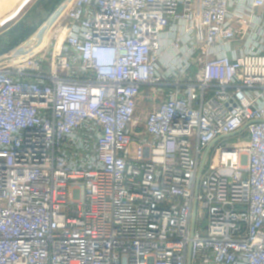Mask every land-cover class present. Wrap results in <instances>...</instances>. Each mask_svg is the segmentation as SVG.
I'll use <instances>...</instances> for the list:
<instances>
[{
  "label": "built area",
  "instance_id": "obj_1",
  "mask_svg": "<svg viewBox=\"0 0 264 264\" xmlns=\"http://www.w3.org/2000/svg\"><path fill=\"white\" fill-rule=\"evenodd\" d=\"M56 18L0 66V264H264V0Z\"/></svg>",
  "mask_w": 264,
  "mask_h": 264
},
{
  "label": "water",
  "instance_id": "obj_2",
  "mask_svg": "<svg viewBox=\"0 0 264 264\" xmlns=\"http://www.w3.org/2000/svg\"><path fill=\"white\" fill-rule=\"evenodd\" d=\"M66 0H36L26 13L12 27L0 34V58L16 51L22 44L33 38L45 22ZM240 132L234 134L237 135ZM213 144L202 157L199 177L202 175Z\"/></svg>",
  "mask_w": 264,
  "mask_h": 264
},
{
  "label": "rangeland",
  "instance_id": "obj_3",
  "mask_svg": "<svg viewBox=\"0 0 264 264\" xmlns=\"http://www.w3.org/2000/svg\"><path fill=\"white\" fill-rule=\"evenodd\" d=\"M12 1H9L11 4ZM36 0H24L23 2L16 4L15 7L11 10L12 7H8L7 10H0V15H5L4 18L1 20L0 23V34L4 31H6L8 28L12 27L22 16L26 13V11L30 8V6L35 2ZM69 0L65 1L68 3ZM64 3L53 15L50 16V18L45 22V24L40 28L38 31V34L35 35L33 38H31L29 41L26 43L22 44L16 51L13 53L6 55L5 57L0 58V64L4 63L2 66H8L10 64H14L15 62L19 60H24L27 59L28 57L35 56L38 52H35L31 54V51L37 46L39 41H41L45 36H47L49 41V30L53 23L57 19L56 17L58 16V13L65 7ZM48 34V35H47ZM48 44V43H47ZM46 46V44H45ZM43 46V48L45 47ZM42 48V49H43ZM41 49V50H42ZM248 139V134L247 132H243L239 135L233 136L231 138H228L224 140L225 143L227 142H232L236 143L240 140H247ZM201 221L197 222L198 227H202L204 224H206V215H202ZM204 223V224H203Z\"/></svg>",
  "mask_w": 264,
  "mask_h": 264
},
{
  "label": "bare ground",
  "instance_id": "obj_4",
  "mask_svg": "<svg viewBox=\"0 0 264 264\" xmlns=\"http://www.w3.org/2000/svg\"><path fill=\"white\" fill-rule=\"evenodd\" d=\"M73 3H74V0H70L69 2H68V4L65 6V8L63 9V11L61 12V17H63V15L72 7V5H73ZM38 34V33H37ZM36 34V35H37ZM48 35V34H47ZM48 40V38H47V36H45L41 41H39V43L37 44V46L33 49V51H31V54H33V53H35V52H39L42 48H43V46H45V44H47V41ZM46 47V46H45ZM44 47V48H45ZM43 48V49H44ZM42 49V50H43ZM4 63H1L0 64V66L1 67H3L2 65H3Z\"/></svg>",
  "mask_w": 264,
  "mask_h": 264
},
{
  "label": "crops",
  "instance_id": "obj_5",
  "mask_svg": "<svg viewBox=\"0 0 264 264\" xmlns=\"http://www.w3.org/2000/svg\"><path fill=\"white\" fill-rule=\"evenodd\" d=\"M9 1L11 0H0V10L3 9V10H7L8 7H12L11 10L15 7L16 4H19L21 2H23L24 0H14L12 1V3L10 4ZM70 1V0H69ZM68 1V2H69ZM68 3L65 4V6L67 5ZM65 8V7H64ZM63 8V9H64ZM63 9L60 11V13L63 11ZM5 15H0V23H1V20L4 18Z\"/></svg>",
  "mask_w": 264,
  "mask_h": 264
}]
</instances>
